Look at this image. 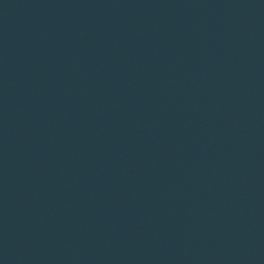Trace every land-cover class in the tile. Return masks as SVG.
Here are the masks:
<instances>
[{"label": "water", "instance_id": "water-1", "mask_svg": "<svg viewBox=\"0 0 264 264\" xmlns=\"http://www.w3.org/2000/svg\"><path fill=\"white\" fill-rule=\"evenodd\" d=\"M0 264H264V0H0Z\"/></svg>", "mask_w": 264, "mask_h": 264}]
</instances>
